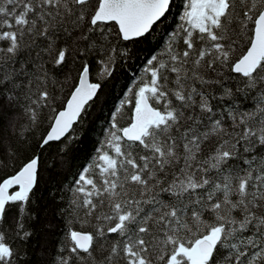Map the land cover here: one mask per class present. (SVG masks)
<instances>
[{"label": "snow or ice", "instance_id": "6c2138e0", "mask_svg": "<svg viewBox=\"0 0 264 264\" xmlns=\"http://www.w3.org/2000/svg\"><path fill=\"white\" fill-rule=\"evenodd\" d=\"M0 264H264V0H0Z\"/></svg>", "mask_w": 264, "mask_h": 264}]
</instances>
